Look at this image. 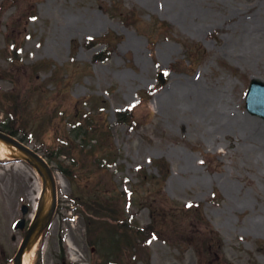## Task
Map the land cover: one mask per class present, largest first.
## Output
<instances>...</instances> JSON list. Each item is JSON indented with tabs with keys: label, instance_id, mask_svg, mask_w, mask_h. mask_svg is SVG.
Returning <instances> with one entry per match:
<instances>
[{
	"label": "rangeland",
	"instance_id": "1",
	"mask_svg": "<svg viewBox=\"0 0 264 264\" xmlns=\"http://www.w3.org/2000/svg\"><path fill=\"white\" fill-rule=\"evenodd\" d=\"M254 79L264 0H0V125L56 178L28 264H264ZM41 188L0 155V264H13L25 234L13 226L22 205L31 222Z\"/></svg>",
	"mask_w": 264,
	"mask_h": 264
},
{
	"label": "water",
	"instance_id": "2",
	"mask_svg": "<svg viewBox=\"0 0 264 264\" xmlns=\"http://www.w3.org/2000/svg\"><path fill=\"white\" fill-rule=\"evenodd\" d=\"M246 106H247V109L249 112H251L252 114H255V115H259L262 118H264V83H261L259 81H252L251 86H250L248 93H247V104H246ZM0 138L5 140L7 143L14 144L20 150L24 151L30 157V159H28L27 161L32 166H34L36 169L39 170V166L35 162H33L35 159L39 160L37 155H35L31 151H29L24 146L14 142L13 140H11L9 137H7L6 135H4L2 133H0ZM41 165L45 166L43 162H41ZM39 172H40V170H39ZM40 174L42 175L41 172H40ZM47 174L49 175V178L52 181V176H51V173L49 170H47ZM41 208L42 207L39 208L38 213H37V217H36V221L33 223L31 229L27 232L26 237L24 239V242H23L18 254L16 255V257L14 259L15 264L21 263V256H22L23 251H24V249H25V247L29 241L31 234L34 232V230L36 229L38 224L44 220V218L40 217ZM22 223H23V221H20L17 224V226L22 227Z\"/></svg>",
	"mask_w": 264,
	"mask_h": 264
},
{
	"label": "bare ground",
	"instance_id": "3",
	"mask_svg": "<svg viewBox=\"0 0 264 264\" xmlns=\"http://www.w3.org/2000/svg\"><path fill=\"white\" fill-rule=\"evenodd\" d=\"M0 155L2 157H5V156H10L11 155V150L10 148H8L1 140H0ZM57 178H59L57 176ZM46 206H45V210L48 209L49 205H50V202H51V195H50V188L49 186H47V190H46ZM37 234L33 235L32 238H31V241L29 243V247L27 248V250L25 251L24 255H23V260H22V264H28V253H29V249L35 244V242L37 241ZM70 253L71 255H75V249L70 246ZM75 259V258H74Z\"/></svg>",
	"mask_w": 264,
	"mask_h": 264
},
{
	"label": "trees",
	"instance_id": "4",
	"mask_svg": "<svg viewBox=\"0 0 264 264\" xmlns=\"http://www.w3.org/2000/svg\"><path fill=\"white\" fill-rule=\"evenodd\" d=\"M107 54V53H106ZM96 59H99L100 61H104L105 59H106V55H105V53H101V54H99V55H97V56H95V60ZM130 115V113L129 112H119L118 113V118H119V120L121 121V122H127V117ZM3 128L7 131V132H9V134H15L11 129H10V127H7V125H3Z\"/></svg>",
	"mask_w": 264,
	"mask_h": 264
}]
</instances>
